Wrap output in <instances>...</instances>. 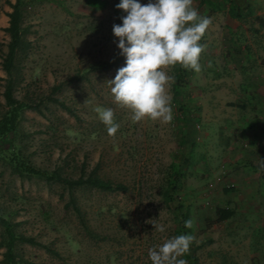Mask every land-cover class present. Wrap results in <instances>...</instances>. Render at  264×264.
<instances>
[{"label":"rangeland","instance_id":"obj_1","mask_svg":"<svg viewBox=\"0 0 264 264\" xmlns=\"http://www.w3.org/2000/svg\"><path fill=\"white\" fill-rule=\"evenodd\" d=\"M86 1L0 0V122L6 85L24 105L0 135V217L36 243L16 241L7 259L0 224V264H151L150 248L181 235L177 202L194 222L188 234L196 239L182 257L188 264H264V168L249 158L264 156V142L257 147L251 137L264 133V0H245L238 17L228 13L229 0H194L212 20L200 41L202 70L168 69L183 79L178 96L175 80L168 89L174 118L167 124L133 123L114 103L107 81L125 57L112 28L127 14L120 0ZM14 5L20 41L6 72ZM97 106L114 110V137ZM17 163L123 190L67 187L16 171ZM174 168L180 182L171 194ZM219 208L232 216L215 222Z\"/></svg>","mask_w":264,"mask_h":264},{"label":"clouds","instance_id":"obj_2","mask_svg":"<svg viewBox=\"0 0 264 264\" xmlns=\"http://www.w3.org/2000/svg\"><path fill=\"white\" fill-rule=\"evenodd\" d=\"M193 2L149 0L142 5L139 0H120L116 5L127 14L121 18L122 24H114L112 28L125 66L107 83L114 103L130 111L133 123L144 119L170 123L174 113L168 89L174 77L168 69L178 65L196 73L202 70L199 61L207 46L200 41L212 20L201 15ZM94 111L108 135L114 137L120 128L114 110L97 106ZM259 166L264 168V160L260 159ZM153 225L158 232H165L163 224ZM193 226L191 219L185 221L186 228ZM195 239L191 234L165 238L161 245L149 249L151 264H188L182 257L190 253Z\"/></svg>","mask_w":264,"mask_h":264},{"label":"trees","instance_id":"obj_3","mask_svg":"<svg viewBox=\"0 0 264 264\" xmlns=\"http://www.w3.org/2000/svg\"><path fill=\"white\" fill-rule=\"evenodd\" d=\"M86 3H89V5H94V1L87 0ZM247 6L245 4V0H229L228 4V13L233 17H238L241 10L246 9ZM12 12L7 15L8 17V27L5 29L9 36V42L7 44V53L4 58L3 63V70L8 72L9 68L12 65L13 56L15 53L16 48L19 46L20 41V33H19V24H20V12L16 5L12 7ZM183 79V72L179 71L175 74L174 80L175 84H173V96H178L180 92L178 91V88L180 87L181 80ZM10 85H6L5 91H4V100L6 105L8 106V110L5 114V116L2 118V121L0 122V135H4L7 132L11 131L13 129V126L16 122L18 112L21 110L24 105L22 103H19L15 101L11 96L10 91ZM56 103H58L61 107H64L63 104L55 100ZM67 109V108H65ZM191 133V132H190ZM14 169L16 171H20L22 173H25L29 177H38L43 178L44 180H54L61 182L65 184L67 187H81V186H88L91 188H95L98 190H104V191H111V190H123V186L120 185H113L109 182L102 181L96 177H88L85 179H82V177H78L77 179H71L67 177H62L56 172L52 173H46L43 171H40L38 169H35L29 165L24 164H14ZM178 171L174 168L173 172L171 174L172 178L168 182L167 189L172 192L177 190V184L180 182V176L178 175ZM170 196V195H169ZM168 196V197H169ZM74 213H76L77 216H79V211L76 207L73 208ZM174 210L177 213L178 216V224H179V230L181 234H188L189 228L185 227V221H187V214L183 211V208L179 202L176 203ZM215 222H221L228 218H230L233 214L232 211L229 209H223L219 208L216 209L215 212ZM0 224L2 225L5 235L7 238L6 241V257L7 259H12V249L14 247V244L16 241L18 242H26L29 244H36L33 242V240L26 238L22 235H17L13 232L11 225L8 221L4 220L0 217Z\"/></svg>","mask_w":264,"mask_h":264},{"label":"crops","instance_id":"obj_4","mask_svg":"<svg viewBox=\"0 0 264 264\" xmlns=\"http://www.w3.org/2000/svg\"><path fill=\"white\" fill-rule=\"evenodd\" d=\"M243 128V127H242ZM243 130H245V134H246V136L249 138L250 136H251V134H252V138H253V141H256V145H257V147H260V144H262L263 142H264V139L262 138V137H264V133L263 132H261V131H258L257 133H255V132H252L251 134H248V132L246 131V128H243ZM259 133H261V134H259ZM245 145V144H244ZM259 155L260 154H258L257 153V155H256V157H249L250 158V160L252 161V162H255L254 164L255 165H257V164H259V162H260V159L261 160H264V156L261 154V156L259 157ZM253 164V166H255ZM247 180V178L246 179H244V181H246ZM247 183H248V181L247 182H244V190H246V191H248L249 189H247Z\"/></svg>","mask_w":264,"mask_h":264}]
</instances>
